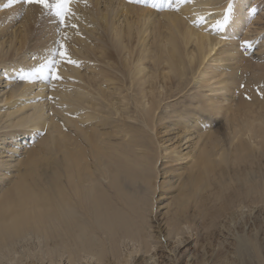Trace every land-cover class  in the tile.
Instances as JSON below:
<instances>
[{
  "label": "bare ground",
  "instance_id": "1",
  "mask_svg": "<svg viewBox=\"0 0 264 264\" xmlns=\"http://www.w3.org/2000/svg\"><path fill=\"white\" fill-rule=\"evenodd\" d=\"M228 1L176 0L180 9L161 14L159 8L123 0L70 5L75 16L66 25H75L78 37L68 45V31L62 42L76 63L66 59L57 67L69 81L51 91L38 87L48 75L43 62L55 56L47 49L51 42L26 70L27 81L5 100L10 109L4 117L14 121L0 135V153L13 157V147H33L25 149L17 165L8 164L17 174L0 191V264H178L182 247L221 235L220 253L186 264H264V101L251 90L264 84V70L254 69L246 56L258 45L264 57V45L256 43L264 27H249L246 17L254 6L247 12L243 8L251 0H234L231 8ZM16 5L25 13L24 26L33 24L31 42L45 22L60 25L40 5L19 0ZM26 34L21 33L17 54L8 58L11 46L0 52L1 74L11 64L13 77L25 76ZM86 34L99 35L94 47ZM240 46L246 47L245 55ZM91 60L93 70L89 64L83 71L76 68ZM106 61L108 68H102ZM147 61L154 69L150 74L142 67ZM248 69L251 78L244 76ZM191 70L195 87L214 89L210 82L217 80L221 93L197 92L191 95L195 110L177 111L171 125H164L162 117L158 123L156 114L169 98L165 94L176 91ZM96 82L101 84L95 88ZM241 85L245 89L236 100ZM132 89L139 100L124 93ZM149 95L145 108L141 102ZM47 96L49 103L39 102ZM131 101L133 119L142 127L115 119L131 112ZM58 113L63 121L55 117ZM207 114L222 115L224 125L210 128L214 119ZM190 115L195 118L189 121ZM155 131L156 137L174 132L180 142L164 147L174 136L157 146ZM18 137L28 142L23 145ZM31 138H36L32 145ZM186 144L189 151L183 154ZM188 158L189 167L167 166L158 182L163 159L173 164Z\"/></svg>",
  "mask_w": 264,
  "mask_h": 264
},
{
  "label": "rangeland",
  "instance_id": "2",
  "mask_svg": "<svg viewBox=\"0 0 264 264\" xmlns=\"http://www.w3.org/2000/svg\"><path fill=\"white\" fill-rule=\"evenodd\" d=\"M123 1L125 4H128V2H130V0H123ZM163 1L164 2L162 3L161 1L158 2V0H157V2L160 4L159 9L157 8L159 14H161L163 11L176 12L178 10V8L180 9V5L175 4L176 0H171V1L163 0ZM235 1H237V0H235ZM19 2H20V0H19ZM233 2H234V0H229L227 6H229L231 8V5L233 4ZM22 4L27 5L24 3H22ZM145 4H147V7H152V0H148V2ZM16 6H17L16 3L10 4L9 0H0V48L3 46V50L0 49V52L1 51L5 52V53L8 52V49L11 46L12 49H11V51L8 52V58L14 54H17V49L19 48V41H21V33L23 31L27 30L26 44H25V46L21 52L22 53L21 57L22 56L27 57L23 62H26L27 59L29 60V62H28L29 65L24 67V69L22 70V71H24V73L26 72V70L29 67L34 66V58H36V55L40 54L42 49L51 42L53 44L50 45L47 49L50 50L52 52V55H55V56L50 60H56L59 63L66 64V59H63L59 56V52L61 50L60 44L63 41V37H65V34L68 31L70 33L69 40L67 42L68 45H72V43L74 42V38L78 37L76 29L72 26V23H67V25H66V22H65L64 25L60 24L57 26L56 24L51 25L48 22H45L42 25L41 29L36 31V33L34 35V41L31 42V37H33V32H32V34H29V32H30V27L33 28V24L30 23L26 27L24 26L25 25V23H24L25 13L23 11L20 12ZM252 6H254L252 9V12L249 15H247L246 19L249 20V22H251L249 27H252L251 30L253 31V30H258L261 27H264V0H258V2H256V3L254 0H251L249 3H247L244 6L243 10L244 11L246 10V12H247L252 8ZM253 10H255V11H253ZM52 18H55V17H52ZM121 21H122V19H121ZM200 27H202V26L198 25V27H196V28H200ZM244 28L247 29V26L245 25ZM247 30L242 32V33L246 34ZM252 34H254V36H255L254 32L248 33V35H252ZM86 35H87V37H90L88 34H86ZM98 37H99V35L91 36L90 37V40H91L90 44L91 45L94 44ZM263 38H264L263 34L258 36L256 43H259L263 46L264 45V39ZM239 43H242V42H239ZM92 46L94 47V45H92ZM240 47L242 49L241 52L245 55L247 53L245 51L246 47H245V49H244V46H240ZM251 49L252 50L250 51V53H247L246 56L251 58L252 64L255 66L254 69H263L264 70V57H261L259 55L258 45L257 46L254 45ZM66 50H67V56L72 53L71 49L66 48ZM253 53H255V54H253ZM13 59H14L15 63L23 64L22 62H20V60H17L16 58H13ZM59 63H58V65H59ZM81 63L82 64H80V63L76 64V66H78L80 64L78 67H76L79 71L86 70L85 67L88 64L90 65V69H92V70L94 69V68H92L95 65L93 63V60H91L90 63H88L87 61H82ZM109 63L110 62L106 61L105 64H101V67L102 68H108L107 65ZM43 64H45L44 68L46 69L45 71H46V73H48V75H47L46 79L43 78L44 80L42 81V85H39L38 87L49 86V87H47V89H49V91H51V90H55L57 88H60L61 85L64 84L63 82L66 83L67 81H69V78L66 76L65 70L60 72V74H59L57 72L58 66L53 71V69L48 67V61L43 62ZM40 65H42V64H39L36 67H38ZM151 65H152V62L147 61V62H144L142 64V67L146 68V71L149 72V74H150V73L154 72V69L151 67ZM71 66H72V64H71ZM1 67H3V66L0 64V70L2 69ZM8 67H9L8 73L1 74L4 71V67H3V71H0V135L2 132L6 131L8 129V128H4V127L8 126V124H9L8 121L9 120L14 121L11 118L5 119V117H4L5 113H7L8 110L10 109V107L7 106V102H5V100L9 97V94L14 89H17L18 87L23 86V84L27 81V80L21 78L22 76H24L23 72L18 73L15 77H13V75H11V69H15L14 65L9 64ZM45 71L43 73H45ZM94 72L95 71H93V72H90V70L88 71V73H90L91 75ZM244 74H245L244 75L245 77L251 78L252 77V70H250V69L245 70ZM192 75L193 74H192V70H191V73L186 77L185 81L180 85V87L176 91H174V90L177 87H174L173 88L174 92H172V94H169V96H167L165 94L164 99L166 97H169V98L165 100L164 104L162 105L161 110L159 112H157L155 121L157 120V117H159V119H160V117H162L164 125H165V123H168L167 125H171V123L174 122L176 119L175 115H176L177 111L182 109V110H186L188 112L191 109V111H189V112H192V110H195L193 108V106H191V103H192L191 102V95L195 96V94H197V92H198V94H200L199 92H201V93L203 92V93L209 95L210 97H213V95L221 93L220 91H217V88H219V85H216L217 80L216 81L213 80L210 82L211 85H214V83H215V85H216V86L214 85V89L216 88L215 90L212 89L213 86H211L209 89L203 90V89H199L200 88L199 86H197V87L194 86V80H192ZM54 76H59L60 78L55 79ZM24 77L29 78L27 73H25ZM63 79H65V80H63ZM39 84H41V83H39ZM100 84L101 83L96 82L95 88L97 86H99ZM109 86L110 85H107L106 87H109ZM161 86H162V84H161ZM37 89H39V88H37ZM149 89H150L149 86H147V91ZM244 89H245L244 85L239 86L237 93L234 94V98L236 100L238 99L237 97H239L240 90H244ZM159 90L162 91V88H160ZM251 90L253 91L254 94L260 95L261 99H262L261 101H264V84L258 85ZM111 91H112V88H110L109 91H107V92H109V94H110V93H112ZM130 91H128V92L126 91L124 93H128L134 99L139 100V98H136L138 96L137 95L138 91L135 89L134 90L132 89ZM193 96H192V98H193ZM149 100H150V95H149V97L146 98V100L142 101L141 104L146 108L148 106ZM49 101H51V96H47L46 98H44L43 100H40L39 102L49 103ZM220 101H222V100H220ZM193 102H195V101H193ZM186 103H187V105H184ZM47 106L49 107L50 105H47ZM167 106H168V109H167ZM185 107H187V108H185ZM47 110H48V108H47ZM135 112H136L135 111V104L132 103V101H131V112H127L125 114V117H123V118L115 117V119L120 120V121H122V120L126 121V123L128 124V125L126 124V126L136 125V127H140L141 125L139 126V123L136 122L135 119H133V116L137 118V116L134 115ZM196 112L197 111H195V113ZM50 113L51 112H49V114ZM207 116H210L209 118L214 119V116L211 114L210 115L207 114ZM55 117H57L58 120L63 121V117H62V115H60V113L55 114ZM167 117H168V119H167ZM194 118H195L194 115L193 116L190 115L189 121L194 119ZM158 120H157V122L159 123ZM224 123H225L224 117H222V115H221L218 118L215 117L214 120H211L209 122V127L213 129V127L214 128L216 127V124L223 126ZM165 128H166V130L168 129L167 127H164L163 130H165ZM158 132H160V130ZM163 134H165V133H163ZM163 134L160 133L156 137V131H155V133L152 132V135L155 138L154 140L156 141L157 146H158L159 141L161 142L162 139L164 141H166L169 138L170 139L174 138V136L176 139L174 138L173 141L166 142L164 147H169L171 149V148L176 147V145L178 144L177 142H180V139L178 138L179 135L176 136L174 132H171L170 135H169V133H166L165 135H163ZM44 135H45V132L42 131L41 137H43ZM18 140L23 142L22 143L23 145H25L26 142H28L26 139H22L21 137H18ZM34 140L36 141V138L33 139V142H34ZM30 141H31V145H32V143H33L32 138L30 139ZM184 142L186 143V140ZM184 142H182L179 145L181 146ZM161 143H163V141ZM156 145L151 141V147L154 150V152L157 153V146ZM188 145L189 144H186V146L181 148L182 150L184 149L183 154L184 153L186 154V152L189 151V150H187ZM32 147L27 146L26 148L29 149ZM26 148L21 149L18 146L13 147L12 152H15V154L12 155L13 157H10L11 156L10 152L5 153V154L0 153V191H1L2 187H5L11 179L15 178V176L17 174L16 168L10 167L8 164L12 163V165H17L18 161L24 157V155L26 153V150H25ZM189 161H190V159L188 158V159H183L182 161H178V162H174L173 164H170V163H167L168 160L163 159V161H161L162 163L159 164V168L161 170L160 174L161 175L163 174V175L162 176L159 175L158 182H160V181L162 182L164 180V178L166 177V175H164L166 168H168L171 165H177V166L185 165V166L189 167L191 165V164L189 165V163H190ZM182 171H183V169H182ZM167 177H168V175H167ZM172 182H176V179H172ZM3 184H4V186H3ZM169 197L170 196L163 197V198L167 199ZM223 223L227 224L228 220H224ZM218 233L219 232H217V234ZM227 233H228L227 230L224 229V234L228 235ZM221 236H216V238L210 239L211 241L209 240V242L208 241L204 242L202 240L203 239L202 238V239H200L202 241V243L200 241V244L199 243L195 244V241H194L189 245V247H186V248L182 247L180 250L177 251V254H179V258H180V261L178 262V264H180V263L186 264V262L191 260L192 258H194L193 261L195 260L194 262L197 263L198 261H201V259L203 257H204V259H207V258L211 259V258L215 257L216 254L220 253V250H219L220 247H218V245H216V244H217V242H219L217 238H219ZM222 239H224V238H222ZM262 241H263L262 246L264 247V240H262ZM230 242H231L230 239L228 240V243L226 241L225 246H229ZM194 244H195V246H194ZM189 252L193 256V257L190 256L189 257L190 259L187 257ZM262 256L264 257V249H263V255ZM172 264H174V263L172 262Z\"/></svg>",
  "mask_w": 264,
  "mask_h": 264
},
{
  "label": "snow or ice",
  "instance_id": "3",
  "mask_svg": "<svg viewBox=\"0 0 264 264\" xmlns=\"http://www.w3.org/2000/svg\"><path fill=\"white\" fill-rule=\"evenodd\" d=\"M17 0H9L10 4L16 3ZM20 2L28 5H40L44 9V12L46 14H52L55 17L58 18L59 23L61 25H64L66 22V19L72 16H75V13L73 12L70 5L73 3H77L78 0H20ZM86 2V0H85ZM130 2H136V3H147L148 0H130ZM152 7L153 8H159L160 4L157 2V0H152ZM230 10V9H229ZM255 11V10H253ZM202 19V18H201ZM75 27V25H72ZM216 27L222 29L223 24L217 23ZM246 47H251L250 42L245 41L244 42ZM60 48L64 49V51L59 52V56L63 59H69V62L76 63V61L70 60V58L67 56V50L65 49V45L63 42L60 44ZM58 61L56 60H49L48 61V67L55 70V68L58 66ZM55 79H59V76H54ZM22 79H28V77H22Z\"/></svg>",
  "mask_w": 264,
  "mask_h": 264
}]
</instances>
